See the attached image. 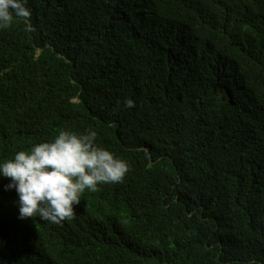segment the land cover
Returning a JSON list of instances; mask_svg holds the SVG:
<instances>
[{
    "label": "trees",
    "instance_id": "obj_1",
    "mask_svg": "<svg viewBox=\"0 0 264 264\" xmlns=\"http://www.w3.org/2000/svg\"><path fill=\"white\" fill-rule=\"evenodd\" d=\"M27 6L0 29V161L92 129L129 171L59 225L0 177V264H264V0Z\"/></svg>",
    "mask_w": 264,
    "mask_h": 264
},
{
    "label": "clouds",
    "instance_id": "obj_2",
    "mask_svg": "<svg viewBox=\"0 0 264 264\" xmlns=\"http://www.w3.org/2000/svg\"><path fill=\"white\" fill-rule=\"evenodd\" d=\"M28 0H0V29L15 20L33 30ZM133 107L132 100L127 101ZM97 132L61 130L51 141L20 150L0 161V177L9 178L5 191L18 196V219L33 218L59 225L74 218L85 192H97L105 184L121 183L129 171L126 160L96 143Z\"/></svg>",
    "mask_w": 264,
    "mask_h": 264
}]
</instances>
